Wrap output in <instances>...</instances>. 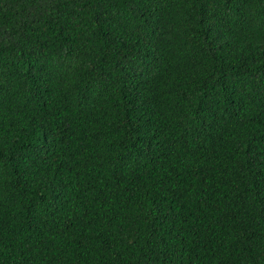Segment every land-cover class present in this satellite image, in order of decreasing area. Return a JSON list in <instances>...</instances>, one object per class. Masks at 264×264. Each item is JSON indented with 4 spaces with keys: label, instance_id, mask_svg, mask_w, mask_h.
Returning a JSON list of instances; mask_svg holds the SVG:
<instances>
[{
    "label": "trees",
    "instance_id": "16d2710c",
    "mask_svg": "<svg viewBox=\"0 0 264 264\" xmlns=\"http://www.w3.org/2000/svg\"><path fill=\"white\" fill-rule=\"evenodd\" d=\"M261 158L264 0H0V264H264Z\"/></svg>",
    "mask_w": 264,
    "mask_h": 264
},
{
    "label": "snow or ice",
    "instance_id": "6c2138e0",
    "mask_svg": "<svg viewBox=\"0 0 264 264\" xmlns=\"http://www.w3.org/2000/svg\"><path fill=\"white\" fill-rule=\"evenodd\" d=\"M262 160H264V158H261ZM252 164L255 165L256 164V160L253 159L252 160ZM261 180L262 182H264V170L261 171Z\"/></svg>",
    "mask_w": 264,
    "mask_h": 264
}]
</instances>
